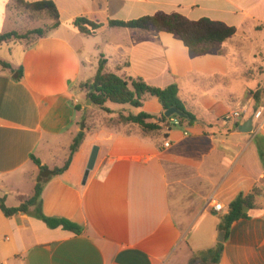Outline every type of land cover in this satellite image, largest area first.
<instances>
[{
  "label": "crops",
  "instance_id": "1",
  "mask_svg": "<svg viewBox=\"0 0 264 264\" xmlns=\"http://www.w3.org/2000/svg\"><path fill=\"white\" fill-rule=\"evenodd\" d=\"M9 1L0 0V28ZM51 1L59 27L33 41L0 43V59L23 69L18 80L0 64V198L7 206L34 195L40 169L33 155L50 170L64 166L87 109L80 84L95 76L101 57L107 72L159 88L177 83L197 121L192 126L169 121L163 132L146 135L135 124L85 127L69 168L52 176L41 194L46 216L68 219L83 232L50 228L35 217V206L30 214L12 217L0 209V264H189L193 259L204 264L199 255L219 244L218 264H264V163L255 142L264 137V114L254 118L260 108L241 121L226 120L239 111L236 98L253 89L245 84L241 92L239 81H247L244 71L255 64L259 42L264 43V0ZM157 12L208 18L237 32L197 55L170 33L109 26L110 20ZM78 17L102 26L87 35L74 26ZM249 42L253 49L246 57ZM128 106L134 110L121 108L126 115L164 113L150 95L141 108ZM250 118L253 132H241L239 126ZM94 146L98 158L84 183ZM29 182L32 194L25 193ZM255 187L262 190L258 209L251 219L233 223L220 242L229 204ZM218 202L221 212L213 208Z\"/></svg>",
  "mask_w": 264,
  "mask_h": 264
},
{
  "label": "trees",
  "instance_id": "2",
  "mask_svg": "<svg viewBox=\"0 0 264 264\" xmlns=\"http://www.w3.org/2000/svg\"><path fill=\"white\" fill-rule=\"evenodd\" d=\"M15 3L22 5L27 12L32 14H46L53 18V24L47 28H34L26 32L12 30L5 33H0V43L11 40H26L33 41L45 37L49 32L59 27V13L55 3L51 0H40L36 2H26L25 0H14ZM74 26L82 33L93 35L101 28L102 24L96 23L87 17H78ZM110 27H122L129 29H143L157 32H166L179 37L185 45L195 54L202 55L210 53L212 46L218 43H223L227 39L234 36L237 29L219 21H213L208 18H203L198 21H193L187 17L174 13L167 14L165 12H157L154 15H146L137 19L128 21L110 20ZM0 64L4 68L12 69L11 64L0 59ZM107 60L103 57L99 60V67L95 76L80 84V89L86 92V98H91L98 108H104L107 111H112L106 107L107 103H115L119 105H130L134 108H141L144 104L147 95L157 97L164 112L170 108H177L186 118L174 115L178 118L180 125L186 124L192 126L196 123L197 117L187 108L186 103L179 96V86L173 83L165 88H159L148 85L142 79H133L120 76L113 72L106 71ZM16 79L23 77L22 67L12 69ZM258 92V91H257ZM256 109L260 106L261 99L259 94H255ZM77 109H81V105H77ZM154 120V121H153ZM170 118H167L164 113L160 118H156L146 112L138 114H128L123 112L118 114L116 122L109 124L107 128H116L121 125L135 124L141 127L143 133L150 134L152 132H163L164 126L169 123ZM240 124H237V127ZM168 133L165 132V137ZM86 137L85 126H81V131L75 137L70 150V155L64 166L50 170L47 166L42 165L41 161L32 156L33 161L39 166L40 173L35 185L34 195L23 201L17 207L7 206L5 198H0V209L6 217H12L16 214H30V208L35 206V217L43 220L50 228L62 227L65 230L81 234L83 227L64 218L49 217L42 211L41 194L44 184L52 177L66 171L72 161L73 156L79 150ZM257 149L264 163V137L259 135L255 139ZM262 195V190L259 187L249 194L240 193L228 207V212L225 214L221 229L226 230L227 235L230 232L231 226L236 221L241 219H251V212L258 209L257 199ZM223 244H219L216 248L205 251L199 255L204 264H218L222 255Z\"/></svg>",
  "mask_w": 264,
  "mask_h": 264
},
{
  "label": "rangeland",
  "instance_id": "3",
  "mask_svg": "<svg viewBox=\"0 0 264 264\" xmlns=\"http://www.w3.org/2000/svg\"><path fill=\"white\" fill-rule=\"evenodd\" d=\"M8 14L6 17L5 25L0 28V33L9 32L12 30H18L20 32H26L28 30L42 27L47 28L53 24V18L46 14H32L27 12L22 5L18 6L14 0H10L7 3ZM243 41V40H242ZM250 43V42H249ZM260 48L258 52L255 54V64L249 65L247 69L244 71V76L246 77L247 81L240 80L239 81V89L242 92V87L245 84H253V89L250 91L245 92L240 98L237 99L236 109L235 110H244L246 109L245 115H249L251 112H256L258 109L261 108L264 114V43L259 42ZM247 48L249 50H243V54L246 57H249V52L253 49L252 44H247ZM258 45V44H257ZM253 62V61H252ZM82 90V89H81ZM83 91V90H82ZM258 91V92H257ZM85 96H81L83 99L86 98ZM82 94V93H80ZM259 94L261 103L260 106L256 109V95ZM106 107L112 111H107L106 109L102 108H93L91 106H87L85 115L81 120V126L84 125L90 131L101 130L104 127H107L109 124H113L116 122L118 114L123 112L121 108H129L134 110L133 108L129 107L128 105H119L115 103H107ZM123 113H126L123 112ZM243 118L237 119L242 120ZM94 148V147H93ZM92 148V150H93ZM92 152V151H91ZM31 182L27 183L25 187V193L32 194ZM16 203L15 197H11L9 199V204L14 205ZM220 231L218 232V234ZM196 264H200L197 262Z\"/></svg>",
  "mask_w": 264,
  "mask_h": 264
},
{
  "label": "water",
  "instance_id": "4",
  "mask_svg": "<svg viewBox=\"0 0 264 264\" xmlns=\"http://www.w3.org/2000/svg\"><path fill=\"white\" fill-rule=\"evenodd\" d=\"M86 106H91L93 108H98V106L92 101L91 98H87L86 100ZM164 115L167 117V118H170L174 115H177L179 117H183V118H186V116L179 111V109L177 108H170L168 110H166L164 112ZM253 129H254V125H253V119L250 118L249 120H247L246 122H244L242 125L239 126V130L243 133H251L253 132ZM98 154H99V147L98 146H94L92 152H91V155H90V158H89V161H88V164H87V167H86V170H85V174H84V183L87 181L88 179V176L91 172V170H93L94 166H95V163L97 161V158H98ZM225 234H226V231L224 230L221 235H222V239H220L219 241L220 242H224L225 240ZM196 259H193L189 262V264H194Z\"/></svg>",
  "mask_w": 264,
  "mask_h": 264
},
{
  "label": "built area",
  "instance_id": "5",
  "mask_svg": "<svg viewBox=\"0 0 264 264\" xmlns=\"http://www.w3.org/2000/svg\"><path fill=\"white\" fill-rule=\"evenodd\" d=\"M246 112V110H241V111H232L231 113H229L227 116H226V120H237V119H240V118H243L244 117V113ZM263 114V111L262 110H259L258 112L255 113L254 115V118L259 120L261 118ZM170 122L173 126H178L180 125V122H179V119L178 118H174L173 116L170 117ZM170 128H168L169 130ZM164 146L165 147H169L170 146V143L169 142H165L164 143ZM214 210L216 212H221L223 210V205L218 202L216 204H214L213 206Z\"/></svg>",
  "mask_w": 264,
  "mask_h": 264
}]
</instances>
